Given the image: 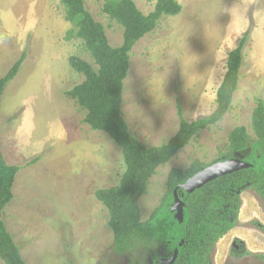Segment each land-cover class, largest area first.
Segmentation results:
<instances>
[{
  "label": "rangeland",
  "instance_id": "obj_1",
  "mask_svg": "<svg viewBox=\"0 0 264 264\" xmlns=\"http://www.w3.org/2000/svg\"><path fill=\"white\" fill-rule=\"evenodd\" d=\"M134 1L144 13L153 10V0ZM180 1L181 13L163 16L131 52L123 112L131 132L147 146L168 141L179 129L177 94L188 120L215 109L228 53L246 32L250 35L230 111L157 169L139 201L143 220L165 194L172 168H187L196 159L217 162L237 126L253 134L252 113L257 100L264 99V0H254V7L250 0L232 6L226 30L212 39L211 26L203 24L206 11L182 31L185 23L178 19L187 18L184 8L195 0ZM85 2L105 25L110 44L121 45L124 28L103 12L104 0ZM71 28L61 0H0V77L21 48L29 53L0 97L1 151L9 163L22 167L3 218L28 264H122L128 255L110 251L108 210L95 190L119 184L126 165L121 147L104 131L92 129L84 121L86 112L66 94L85 79L70 66V56L97 67L82 40L67 39ZM58 144L66 146L65 154H54ZM73 149L76 175L67 176L62 172L69 170ZM241 199L238 224L215 244L212 264H264V230L257 224L264 228V202L251 189ZM238 239L249 251L230 255ZM0 264H5L1 258Z\"/></svg>",
  "mask_w": 264,
  "mask_h": 264
},
{
  "label": "trees",
  "instance_id": "obj_2",
  "mask_svg": "<svg viewBox=\"0 0 264 264\" xmlns=\"http://www.w3.org/2000/svg\"><path fill=\"white\" fill-rule=\"evenodd\" d=\"M61 2L66 19L73 23L67 39L82 40L97 65L78 55L70 56V66L85 79L66 94L86 112L84 121L92 129L104 131L121 147L126 165L119 184L95 190L96 198L108 210V225L113 231L110 251L117 256L128 255L129 264H149L147 256L152 258L151 264H161V257L172 256L178 248L176 264H212L215 244L238 224L241 194L254 190L264 202V99L257 100L252 113L253 134L244 125L235 127L230 133L227 150L219 158H239L251 163V167L219 177L193 193L179 189L185 202L183 222H179L171 210L174 190L209 163L196 159L187 168H172L167 177V190L146 220L142 219L139 201L160 166L170 162L202 130L220 122L230 111L239 87L244 48L250 32H246L228 53L215 109L207 116L188 120L177 94L179 129L168 141L147 146L131 132L123 112L131 52L142 37L157 28L163 16L181 13L182 4L178 0H156L154 10L146 14L134 0H104L103 12L124 28L123 43L112 46L105 25L92 14L85 0ZM28 54L25 49L0 77V97L19 73ZM20 169L21 166L6 161L0 146V258L5 264H28L3 218L6 206L15 196L14 183ZM247 251L244 246L242 253Z\"/></svg>",
  "mask_w": 264,
  "mask_h": 264
},
{
  "label": "crops",
  "instance_id": "obj_3",
  "mask_svg": "<svg viewBox=\"0 0 264 264\" xmlns=\"http://www.w3.org/2000/svg\"><path fill=\"white\" fill-rule=\"evenodd\" d=\"M155 1L156 0H153V4H154L153 5V10H154V7H155ZM190 1H193V0H190ZM251 1H252L251 5L254 7V0H250V2ZM240 2L241 3L245 2V0H195V2L190 4L188 7L184 8L185 13L187 14V18L180 17L178 19V20H180V19L184 20L185 25L182 26V31L185 30L184 28L189 27L191 24H193L192 21L195 20L193 18V16H195V17L199 16L203 11H206V14L204 15L203 24H209L211 26V30L214 32L212 34V36L210 37V39H212L213 37H216L218 35L220 37L221 34L223 33V31L226 30V28L224 27V24L226 25V21H228V22L231 21V12H230L231 7L234 6L237 3H240ZM183 4H185V3L183 2ZM153 10L148 11V13H150ZM148 13H146V14H148ZM209 44H210V47H211L212 46V42L210 41ZM24 50H23V48H21L22 52ZM62 97H63V106L66 107L67 100L64 98V94H62ZM26 122H29V121L27 120ZM30 126H31V123H30ZM65 138H67V140L69 142L70 141L74 142L73 140H70L67 137V135H66ZM57 147H58V149L55 151V153H54L55 155L60 156L62 154H65L66 146L64 144H62V145L58 144ZM74 149H75V147H74ZM74 149L69 154L70 155V158H69V170L62 172L63 174H65L67 176H72L73 172H74L73 176L76 175V171L73 170V168L71 167V160L74 157ZM3 154H4V152H3ZM4 156H5V154H4ZM5 159H6V156H5ZM6 161L9 163V161L7 159H6ZM9 164H13V163H9Z\"/></svg>",
  "mask_w": 264,
  "mask_h": 264
},
{
  "label": "water",
  "instance_id": "obj_4",
  "mask_svg": "<svg viewBox=\"0 0 264 264\" xmlns=\"http://www.w3.org/2000/svg\"><path fill=\"white\" fill-rule=\"evenodd\" d=\"M252 164L243 161L239 158L222 159L207 165L203 169L196 172L185 182L179 184L174 190V203L171 207L172 212L175 213V218L179 222L184 221L185 202L179 195V189H183L187 193H193L199 188H202L209 182L225 176L227 174L251 167ZM182 241L180 245L183 243ZM235 243V242H234ZM236 244V243H235ZM179 255V249L174 250L171 257H161L160 262L163 264H173L176 262Z\"/></svg>",
  "mask_w": 264,
  "mask_h": 264
},
{
  "label": "flooded vegetation",
  "instance_id": "obj_5",
  "mask_svg": "<svg viewBox=\"0 0 264 264\" xmlns=\"http://www.w3.org/2000/svg\"><path fill=\"white\" fill-rule=\"evenodd\" d=\"M236 244H235V243ZM234 242L232 243V246H231V251H230V255H232V253H234L233 252V250L235 251V253L234 254H236V253H242V251H243V248H244V246H245V243H244V241L243 240H241V239H238V240H234ZM258 255H260V254H258ZM258 255H256V256H258ZM262 256H264V252H263V254H261ZM124 256H126V255H124ZM166 257H171V256H166ZM146 260L149 262V264H151L152 263V258L150 257V256H147L146 257ZM159 262H160V259H159ZM161 263V262H160ZM122 264H129V258L128 257H125V259H124V262H122ZM161 264H163V263H161ZM173 264H176V262L175 263H173Z\"/></svg>",
  "mask_w": 264,
  "mask_h": 264
}]
</instances>
